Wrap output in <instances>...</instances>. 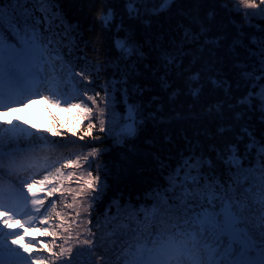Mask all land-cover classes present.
I'll return each mask as SVG.
<instances>
[{
  "label": "snow or ice",
  "instance_id": "6c2138e0",
  "mask_svg": "<svg viewBox=\"0 0 264 264\" xmlns=\"http://www.w3.org/2000/svg\"><path fill=\"white\" fill-rule=\"evenodd\" d=\"M87 10L95 65L56 71L58 0H0V264H264V0ZM37 99L78 110V141L4 119ZM133 174L142 202L119 187Z\"/></svg>",
  "mask_w": 264,
  "mask_h": 264
},
{
  "label": "trees",
  "instance_id": "16d2710c",
  "mask_svg": "<svg viewBox=\"0 0 264 264\" xmlns=\"http://www.w3.org/2000/svg\"><path fill=\"white\" fill-rule=\"evenodd\" d=\"M58 2L60 10L67 22L68 34L66 41L61 45L63 52L60 54L59 60L55 62L56 71L59 70L61 61L64 64H67L70 60L73 65L79 64L80 66H82L85 61H90L93 65H95L97 61V54L95 52L89 51V48L101 47L99 40L102 32L100 24L96 23L93 19L96 13L89 12L87 10V5L92 3L93 6L98 10L101 7V0H58ZM104 46H107L106 41ZM65 57L67 59H65ZM99 59L103 60L104 57L100 56ZM76 70H78V67L73 69V71ZM97 76L100 79H103V70L97 73ZM184 103L185 99L183 97L180 98L178 104L183 105ZM39 104L42 105L41 107L43 109L40 112L43 114L41 117L36 118V112L33 109L36 110L34 107L38 106ZM20 113H23V115L21 117H17V120H15L14 117L12 120L13 122H27L25 124L26 127H29L34 131L44 132L49 137V139L67 138L68 140L78 141V136L74 134L83 131V125L86 124V121H84L77 131H69L72 129V126H70L68 123L73 115L66 105L57 106L54 104V106L50 109L44 102L40 103L34 100L26 108H21ZM53 131L64 133L66 134V137H52L51 133ZM165 131L168 132V140L164 139ZM154 134L156 133H154L153 126L150 124L146 130V135L152 136ZM157 140V147L164 155H168L170 152L174 155H178V152L182 149V141L180 140L178 132L174 129L161 128L157 134ZM140 143H142V141ZM113 148L116 149V151L112 152V156H115L117 152L120 151V149L119 146L115 145ZM84 151H87V149H84ZM62 154L67 156L69 153L68 151H65ZM111 158L112 157L110 156L109 159ZM3 183L7 185L9 183V178L5 177ZM119 187L125 193V199H127L128 194L130 193L133 200H136L137 197H139L142 202L145 195V189H147L148 185L140 183L135 177V174H133ZM36 191L39 192V189H36ZM99 211V208L93 210L92 216L94 218L98 217ZM35 236L36 238H39L41 234L38 232L36 235H32V237ZM48 239H51V237H48Z\"/></svg>",
  "mask_w": 264,
  "mask_h": 264
},
{
  "label": "rangeland",
  "instance_id": "374dc122",
  "mask_svg": "<svg viewBox=\"0 0 264 264\" xmlns=\"http://www.w3.org/2000/svg\"><path fill=\"white\" fill-rule=\"evenodd\" d=\"M37 102H40V100L39 99H37L36 100ZM41 103V102H40ZM44 103L46 104V106H48L50 109L54 106V103H51V102H49V101H44ZM42 105L41 104H39L38 106H35L34 108H36V110L35 109H33L35 112H36V118H38V117H41L42 116V112H40L43 108L41 107ZM71 112H72V118H70V120H69V123L68 124H70V126H72V129H70L69 131H77L80 127H81V125H82V123L84 122V120L82 119V116L80 115V113L78 112V110H76V109H72V110H70ZM23 115V113H20V110L18 111V112H16V113H12V114H10V115H7L6 117H4V119L6 120V121H8V120H13L14 119V117H15V120H17V117H21ZM73 122V123H72ZM76 124V125H75ZM15 230H19L18 228L17 229H15ZM38 232H33V231H29L28 232V237H29V239H34V238H36V236L35 237H32V235H36Z\"/></svg>",
  "mask_w": 264,
  "mask_h": 264
}]
</instances>
